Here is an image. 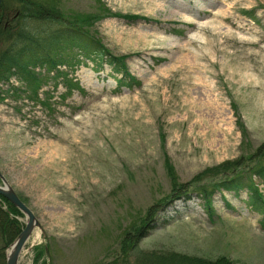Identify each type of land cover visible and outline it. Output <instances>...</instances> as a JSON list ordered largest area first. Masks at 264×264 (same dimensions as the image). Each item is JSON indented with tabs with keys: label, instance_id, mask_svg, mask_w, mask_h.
<instances>
[{
	"label": "rangeland",
	"instance_id": "374dc122",
	"mask_svg": "<svg viewBox=\"0 0 264 264\" xmlns=\"http://www.w3.org/2000/svg\"><path fill=\"white\" fill-rule=\"evenodd\" d=\"M54 3L111 55L124 56L140 84L118 90L122 70L75 49L78 62L57 69L80 90L67 95L55 71L42 67L38 99L52 97L49 110L30 90L0 103V174L39 223L18 264L110 263L123 234L151 208L157 228L140 240L144 252L264 264L262 216L246 186L213 190L212 217L194 192L157 204L170 194L172 174L180 184L207 185L194 178L264 145V0ZM251 10L257 21L242 14ZM251 181L264 199V182ZM38 247L47 250L36 263Z\"/></svg>",
	"mask_w": 264,
	"mask_h": 264
},
{
	"label": "trees",
	"instance_id": "16d2710c",
	"mask_svg": "<svg viewBox=\"0 0 264 264\" xmlns=\"http://www.w3.org/2000/svg\"><path fill=\"white\" fill-rule=\"evenodd\" d=\"M59 9L54 0H0V45L3 41L7 42L6 46L0 49V84L8 86L5 91L0 88V103L13 95L20 98L27 90H30L32 95L38 99L41 78L36 69L42 67L55 71L53 78L61 79L67 95L74 90H80L79 84L72 80L69 73L57 69L60 66L72 67L78 62L73 54L75 49L81 51L84 57L90 58L91 56L92 62L98 65L105 62L122 70L121 78L116 81L118 90L139 86L140 83L127 73L123 63L124 56L111 55L99 39L77 25V22L67 20ZM252 12L254 11H243L242 14L257 21ZM113 16L131 21L141 19L138 16ZM14 21L19 24L18 27L12 28ZM27 22L39 23L49 33L41 36L43 34L39 30L33 31L28 25L23 26ZM12 79L16 80L20 86L14 87L11 83ZM51 100L52 97H49L45 102L40 99L37 102L49 110ZM237 125L245 139L246 129L239 121ZM168 171L171 172V167H168ZM171 176L173 178L170 194L157 204H166L173 195L176 199L181 196L186 199L189 198L191 192H194L204 198L207 213L209 217H212L213 207L208 196L213 190L223 187L226 190L237 192L246 186L251 192L249 204L262 216L260 225L264 230V199L258 187L251 181L252 176H257L264 182V145L246 156L210 167L194 178L197 182L204 179L210 180L211 182L207 185L193 187L191 183L180 184L176 182L173 174ZM218 176H220L219 179L211 180ZM244 179L250 180L249 183L245 184ZM153 216V208H151L144 218L123 234L118 254L107 264H234L225 257L208 260L176 252L161 253L140 250L138 247L140 240L149 231L157 228L151 224ZM20 218H23L22 214L0 196V264H6L5 252L24 227V224L19 221ZM46 250L45 247L36 248V263L44 257Z\"/></svg>",
	"mask_w": 264,
	"mask_h": 264
},
{
	"label": "water",
	"instance_id": "95a60500",
	"mask_svg": "<svg viewBox=\"0 0 264 264\" xmlns=\"http://www.w3.org/2000/svg\"><path fill=\"white\" fill-rule=\"evenodd\" d=\"M0 196L5 198L11 205L22 213L25 218L24 228L18 235L16 240L10 246L6 256V264H18L19 255L33 233L35 228H39V223L36 220L32 211L19 199L17 194L12 190L7 181L0 174Z\"/></svg>",
	"mask_w": 264,
	"mask_h": 264
}]
</instances>
